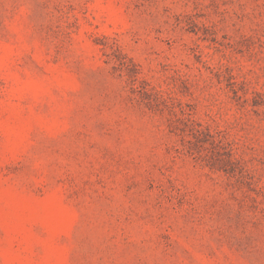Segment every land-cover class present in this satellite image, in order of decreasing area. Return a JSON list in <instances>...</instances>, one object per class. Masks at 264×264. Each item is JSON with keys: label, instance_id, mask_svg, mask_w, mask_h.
<instances>
[{"label": "rangeland", "instance_id": "obj_1", "mask_svg": "<svg viewBox=\"0 0 264 264\" xmlns=\"http://www.w3.org/2000/svg\"><path fill=\"white\" fill-rule=\"evenodd\" d=\"M0 264H264V0H0Z\"/></svg>", "mask_w": 264, "mask_h": 264}]
</instances>
